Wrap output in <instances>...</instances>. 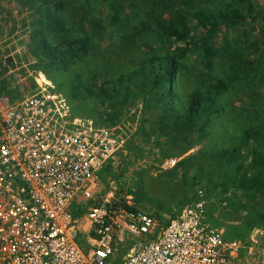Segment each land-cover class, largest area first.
<instances>
[{
    "label": "built area",
    "instance_id": "obj_1",
    "mask_svg": "<svg viewBox=\"0 0 264 264\" xmlns=\"http://www.w3.org/2000/svg\"><path fill=\"white\" fill-rule=\"evenodd\" d=\"M35 80L36 91L0 106V264H264L251 243L205 222L202 187L163 224L131 195L84 206L123 148L121 128L75 119L52 84Z\"/></svg>",
    "mask_w": 264,
    "mask_h": 264
},
{
    "label": "rangeland",
    "instance_id": "obj_2",
    "mask_svg": "<svg viewBox=\"0 0 264 264\" xmlns=\"http://www.w3.org/2000/svg\"><path fill=\"white\" fill-rule=\"evenodd\" d=\"M1 1L0 14L5 18L0 26L3 30L19 29L20 33L0 35V106L36 91L35 78L39 80L40 75H44L41 78L49 81L54 87L53 91L61 94L75 119H88L97 126L118 125L121 128L123 148L106 164L110 166L111 173L102 179L99 175L101 170L98 172L95 186L83 205L103 202L110 191L119 199L131 195L134 206L155 216L163 224L185 204L196 187L202 186L208 192L206 209L209 213L205 215V222L221 230L227 239L251 243L252 259L258 262L264 255V221H253L251 218L256 212L264 213V195L252 198L241 191L233 192L232 188L223 192L217 183L218 172L211 170L210 161L203 164L202 170L199 161L202 157L200 152L232 146L238 142L243 129L262 125V121L264 123V23L261 20L249 22L229 35L232 45L242 51L245 58L262 65L261 72L249 75L245 81L235 82L227 92L221 94L218 104L222 111L215 115L208 135L195 141L187 152L173 156V150L169 149L165 140L155 136L145 138L149 128L146 124L142 131L140 128L143 109L140 99L119 108L111 102H102L103 96L83 98L81 95L73 97L70 93L72 77L77 76L83 82L95 76L94 83L99 85L104 82L103 85L109 87L108 81L137 67L143 58L166 48L168 43L163 44L142 28V24L151 21L153 10L155 13L167 12L166 4L159 2L161 0H93V4L97 5L95 14L102 19V26L96 33L92 25L86 23V28L93 33L91 53L82 61L72 64L67 71L50 70V78L39 70L40 54L33 53L31 48L30 34L33 28L30 20L33 19V12L19 0ZM227 1L208 0L202 2L200 7L215 12ZM255 1L256 8L264 10V0ZM112 4L119 8L115 22L111 20ZM192 15L193 10H189L190 20ZM130 34H135L134 45L126 43L125 37ZM221 38L222 35L217 41L220 42ZM198 59L200 57L195 54L189 57L187 74L180 78L177 85L180 95H188L201 86L200 78L193 75L198 71ZM226 70L227 66L222 60L214 66L216 77L224 76ZM102 110L105 114L99 117ZM107 113L111 119L107 118ZM132 143L138 144L140 150H130ZM191 156L196 158L189 159ZM170 159L176 160L175 164L163 168V162ZM129 189L133 192L138 190V196H134ZM81 242L88 247L84 236Z\"/></svg>",
    "mask_w": 264,
    "mask_h": 264
},
{
    "label": "trees",
    "instance_id": "obj_3",
    "mask_svg": "<svg viewBox=\"0 0 264 264\" xmlns=\"http://www.w3.org/2000/svg\"><path fill=\"white\" fill-rule=\"evenodd\" d=\"M204 1L208 0L159 1L167 5L168 11L155 13L153 10L151 21L142 24V28L163 44L168 43V46L160 53L143 58L129 72L108 81L109 87L104 86V82L99 85L94 83L95 76L83 82L77 76L72 77L71 95L83 98L103 96L102 102H111L119 108L140 99L143 103L140 128L142 131L145 124L149 128L145 138L155 136L165 140L169 149L173 150V156L187 152L195 141L208 135L215 115L220 114L218 101L221 94L235 82L245 81L249 75L261 72L262 68V65L245 58L242 51L232 45L229 35L249 22L261 20L264 23V10L256 8L255 0H229L212 12L200 7ZM19 2L33 12V19L30 20L33 28L31 48L33 53L40 54L39 70L48 77L51 78L50 70L67 71L72 64L91 53L93 33L86 28V23L92 25L96 33L102 26V19L95 14L97 5L93 4V0ZM111 10V20L115 22L119 8L112 4ZM189 10H193L191 20ZM220 35L222 38L218 42ZM125 40L127 44L134 45L135 34L127 35ZM193 54L200 57L198 71L193 75L199 77L202 84L183 96L177 91V85L180 78L187 74L188 59ZM219 60L226 64L227 70L224 76L216 77L214 66ZM103 114L104 110L100 111L99 117ZM106 116L112 118L109 113ZM131 145L130 150H140L138 144ZM200 154L199 168L202 170L203 164L209 160L211 170L218 172L217 183L223 192L232 188L233 192L241 191L252 198L264 195L263 121L262 125L243 129L236 144ZM193 158L196 157H189ZM106 164L99 174L102 179L111 173L110 166ZM129 190L138 196V190ZM194 191L185 203L192 199ZM204 191L207 198L208 192ZM251 219L264 221V213L256 212Z\"/></svg>",
    "mask_w": 264,
    "mask_h": 264
},
{
    "label": "crops",
    "instance_id": "obj_4",
    "mask_svg": "<svg viewBox=\"0 0 264 264\" xmlns=\"http://www.w3.org/2000/svg\"><path fill=\"white\" fill-rule=\"evenodd\" d=\"M0 3H2V1H1ZM3 4H4V3H3ZM3 4L1 5V7L3 6ZM4 18H5V16H4L3 14H0V22H3ZM17 26H18V25H17ZM0 27H1V26H0ZM7 33H8V34H11V35L13 36L14 34H17V33H18V35H19L20 31H19V29H13V28H10V29H4V30H3L2 27L0 28V35H6Z\"/></svg>",
    "mask_w": 264,
    "mask_h": 264
},
{
    "label": "bare ground",
    "instance_id": "obj_5",
    "mask_svg": "<svg viewBox=\"0 0 264 264\" xmlns=\"http://www.w3.org/2000/svg\"><path fill=\"white\" fill-rule=\"evenodd\" d=\"M44 76V75H43ZM43 76L40 75V79L38 80L39 83H45V84H50L49 81L44 80L42 78H44ZM42 77V78H41Z\"/></svg>",
    "mask_w": 264,
    "mask_h": 264
}]
</instances>
